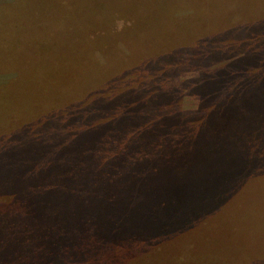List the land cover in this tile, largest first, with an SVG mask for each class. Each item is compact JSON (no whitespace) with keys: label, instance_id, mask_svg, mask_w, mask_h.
<instances>
[{"label":"rangeland","instance_id":"rangeland-1","mask_svg":"<svg viewBox=\"0 0 264 264\" xmlns=\"http://www.w3.org/2000/svg\"><path fill=\"white\" fill-rule=\"evenodd\" d=\"M32 262L264 264V0H0V264Z\"/></svg>","mask_w":264,"mask_h":264},{"label":"trees","instance_id":"trees-1","mask_svg":"<svg viewBox=\"0 0 264 264\" xmlns=\"http://www.w3.org/2000/svg\"><path fill=\"white\" fill-rule=\"evenodd\" d=\"M189 79V78H188ZM189 81H190V79H189ZM203 92V91H202ZM211 92H206V91H204V93L203 94H210ZM204 96V95H203ZM157 107V106H156ZM159 107V106H158ZM157 107V108H158ZM215 115V114H214ZM132 117H133V115H131ZM216 116V115H215ZM186 117V116H185ZM184 118V117H183ZM177 209H179V207L177 208ZM212 209H217V207H215V208H212ZM212 209H209V210H212ZM189 211V209H179V211H177L176 212V214H175V218H176V221H175V223H178V222H180V223H184V224H187V222L189 223V221H187V222H185V220H188V219H190V220H193L194 219V217L196 216V215H199V214H201L202 212L203 213H205V211H199V212H192V214L190 215V216H188V217H185L183 214H186L187 212ZM207 212H208V210H207ZM177 214H178V217H180V219L178 220V217H177ZM196 214V215H195ZM205 214H207V213H205ZM174 223H172V225H173ZM171 225V226H172ZM34 262H32L31 264H33Z\"/></svg>","mask_w":264,"mask_h":264}]
</instances>
